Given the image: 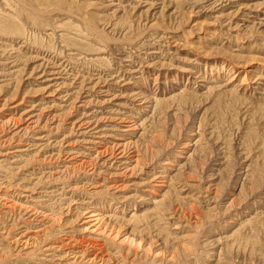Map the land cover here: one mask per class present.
Instances as JSON below:
<instances>
[{"label":"rangeland","instance_id":"obj_1","mask_svg":"<svg viewBox=\"0 0 264 264\" xmlns=\"http://www.w3.org/2000/svg\"><path fill=\"white\" fill-rule=\"evenodd\" d=\"M89 244L264 264V0H0V264Z\"/></svg>","mask_w":264,"mask_h":264},{"label":"bare ground","instance_id":"obj_2","mask_svg":"<svg viewBox=\"0 0 264 264\" xmlns=\"http://www.w3.org/2000/svg\"><path fill=\"white\" fill-rule=\"evenodd\" d=\"M4 20V19H3ZM6 22H4V24L6 25H13L14 23H11L10 20H5ZM64 72H62L63 74ZM61 73L56 72L55 70H53V72H50V75H59ZM54 77V76H53ZM58 79V78H55ZM51 81V80H50ZM51 193V192H50ZM5 200V199H4ZM89 213V212H87ZM92 221L93 224L92 225H96L99 224L100 221H102V216L98 213L97 210H93L89 216H88ZM131 221H133V223L135 224V226L139 229V227L145 228L147 226V220L145 218H141V217H137L135 214L131 215ZM136 230V229H135ZM141 230V228H140ZM42 231V230H41ZM28 237L27 232L26 233H22V235L20 234V237L17 240L14 241H22V239H25ZM70 238V237H69ZM15 239V238H13ZM32 238H28L26 241H24V245H28V243L31 241ZM36 239V238H35ZM71 239V238H70ZM72 242V241H71ZM52 244H59L60 247H54L55 245H48L47 247L43 248L42 252H44V254H46L47 256H52V251H58L57 248H61L63 246H67V244L63 245L62 242H60L58 239H56L54 242H51ZM78 245V244H77ZM79 246V245H78ZM75 246L74 248H72V252H68L65 253L64 256L70 258L71 260H74V262H77L79 260H84V259H88L87 262L88 263H94L96 262V260L98 258L103 259V257H101L100 254H97L96 252V246L95 244H89L86 245L85 248H82L81 246L78 247ZM101 249V248H100ZM98 251V250H97ZM41 252V253H42ZM102 252V251H101ZM100 253V252H99ZM93 256V257H90ZM54 257V256H53ZM69 260V259H68ZM106 260V259H105ZM107 261V260H106ZM103 263V262H102ZM105 263V262H104Z\"/></svg>","mask_w":264,"mask_h":264}]
</instances>
